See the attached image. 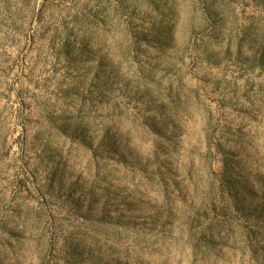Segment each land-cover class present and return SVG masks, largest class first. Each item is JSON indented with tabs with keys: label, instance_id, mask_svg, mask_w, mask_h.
I'll return each instance as SVG.
<instances>
[{
	"label": "rangeland",
	"instance_id": "1",
	"mask_svg": "<svg viewBox=\"0 0 264 264\" xmlns=\"http://www.w3.org/2000/svg\"><path fill=\"white\" fill-rule=\"evenodd\" d=\"M0 264H264V0H0Z\"/></svg>",
	"mask_w": 264,
	"mask_h": 264
}]
</instances>
